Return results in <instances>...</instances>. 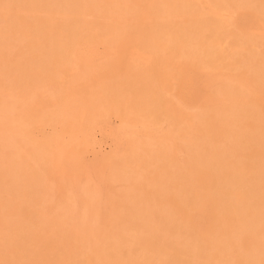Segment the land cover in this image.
Wrapping results in <instances>:
<instances>
[{
	"label": "bare ground",
	"instance_id": "6f19581e",
	"mask_svg": "<svg viewBox=\"0 0 264 264\" xmlns=\"http://www.w3.org/2000/svg\"><path fill=\"white\" fill-rule=\"evenodd\" d=\"M209 1L217 10L249 12L256 20V31L245 35L238 23L232 26L212 20L202 11L196 19L191 7L179 3L173 5L174 15L163 17L160 12L165 11L164 5L150 4L158 19L150 15L156 22L155 28L151 23L153 35L145 34L148 38L142 44L144 39H137L139 50L134 62L139 60L140 66L129 74L120 72L124 63L119 57L118 64L113 63L120 70L116 71L117 80L110 75L106 79L107 69L104 76L97 69L79 71L74 48L82 40L105 41L112 36L117 43L121 39L124 42L132 26L122 28L127 26L125 13L122 18L117 15L123 0H0V17L6 22L0 38L19 31V37L8 45L0 44L1 72L10 76L14 93L10 101H0V116L5 112L12 115V127L19 129L0 138V264H233L231 244L240 247L241 264H264V101L259 97L238 87L221 88L215 93L233 97V102L218 114L220 118L240 117L232 130L200 125L197 131H190L177 125L176 136L185 146L194 171L174 163L170 148L137 142L129 150L128 163L147 166L150 171L118 172L114 180L120 182V188L106 195L107 202L90 181L75 188L53 178L44 147L30 143V127L36 123L56 121L67 128L87 118L89 114L83 116L81 103L94 112L99 105L101 111L109 106L119 111L124 105L134 107L144 102L143 107H137L143 117L138 115L135 121L139 117L154 120L163 111L158 82L181 78L185 70L194 74V67L202 68L203 64L204 68L215 57H223L229 45L244 46V52L236 53L235 62L229 66L245 70L249 83L264 92V0ZM97 7L102 8L100 13ZM104 7L118 18L102 16ZM159 20L164 34L157 32ZM137 21L135 28H140ZM109 22L126 30L119 29L123 37L114 31L118 26L112 29ZM190 28L193 43L201 40L202 48L189 46ZM232 28L235 31L230 33ZM61 34L65 43L57 42ZM162 41L178 43L182 62L174 68L159 62L162 66L155 72L154 59H161L162 54L154 47ZM116 42L113 45L117 46ZM22 43L27 44L26 50ZM18 50L22 52L19 56ZM30 57L34 61L29 62ZM69 71L79 79L75 74L68 80L65 74ZM90 78L94 79L92 83ZM60 80L65 89L54 97H45L41 89ZM78 85L82 88L80 98L74 93ZM212 109L205 104L199 112L203 116ZM198 199L209 200L208 228L203 234L176 214L179 209L190 212Z\"/></svg>",
	"mask_w": 264,
	"mask_h": 264
},
{
	"label": "rangeland",
	"instance_id": "374dc122",
	"mask_svg": "<svg viewBox=\"0 0 264 264\" xmlns=\"http://www.w3.org/2000/svg\"><path fill=\"white\" fill-rule=\"evenodd\" d=\"M258 1L260 0H247V2L245 3H257ZM153 3L164 5L165 11L162 10L160 12L163 17L166 16V14L174 15L175 7L173 5L179 3L187 6L186 8L191 7L192 16H196V19L199 18V11H202L208 18L212 20H222L232 26H234L235 23H238L239 28L245 35H249L256 31V20L249 12L241 10H217L211 5L209 0H123L121 6H123V8L125 7V11H122L123 8H119L120 11L117 10L116 12L117 15L120 13L118 15L120 17L124 13L126 14H124L123 18H126L127 20L124 19L123 21L127 22L128 24L124 23V25L127 26L122 28L128 29L132 26V30L126 29L128 33L126 32L125 34L124 42L121 39L122 41L120 40V42L117 43L116 38H114L115 40L112 39L113 36L112 38L110 37L105 40L107 43L105 41H101L100 39H94L93 41H79L74 48V59L78 64V69L80 68L79 71L81 69H84V71L85 69L91 71H95L97 69V71L99 70V73L102 76H104L105 73L106 79L107 75H110V79L115 77L118 80V72L116 71L120 70H118V67L116 68L114 64H118V62L120 61L119 57L124 58H122L120 61V63H124L123 65L121 64L122 68L124 66V70L120 72H124L125 74H127L128 72L129 74V71L133 70L134 68H138L140 66V61L138 60L137 62H134L136 59L135 54L137 50H139V45L136 44H139L141 38L144 39L141 40V44L143 42L145 43L147 38L153 35L150 33L153 32L152 27L155 26L156 22L154 20L152 21V18L154 17L155 20L158 19V16L156 18V16L154 15L155 12L151 11L152 9L149 7L151 6L150 4ZM136 6L139 8V10L136 9ZM132 8L136 10H133ZM98 9L99 8L97 7V10ZM100 10H102V8L98 10L99 13L101 12ZM195 10H198L197 13L195 12ZM102 12H104L103 14L101 13L102 16H106L107 14L106 17L111 18V20L118 18V16L114 18V16L116 15L113 14L115 13L114 11L108 10L107 13V8L105 7L103 8ZM128 12H131L130 15ZM136 13L137 15H135ZM131 14L134 15L131 17ZM150 15H152L153 17H149ZM50 16L53 17L52 13L50 14ZM137 16L138 19L140 18L139 20L135 18ZM53 21H55L56 24V20L53 19ZM135 21L139 22L138 26L141 25L140 28H135L137 27V23ZM160 22L161 21L159 20V23ZM144 23H146L145 25L148 26V29L146 28L147 26H144L145 29L143 32V28L141 29V27H143ZM151 23L153 26L151 25ZM159 23L157 25V32H159L160 34H164V30L160 29L162 28V22L160 23V25ZM111 25H113L112 29L115 28L114 26H118V28L114 30L115 32H117L116 34H120L125 30H122L120 25H114L113 23ZM107 26L110 27L109 24H107ZM4 27L6 28V22L3 18L0 17V31L4 30ZM109 27H107L108 29H106L110 31L111 29H109ZM119 29L122 31H120ZM130 30L131 34L129 32ZM145 30L147 32H145ZM187 31H189V33L187 34H189L191 41H189V46L191 45V47L193 46L195 48H198V46L200 45V47L202 48L203 46L201 44H203V42H201V40L198 41L197 39V44L193 43L195 41L194 36L191 34V32H193L192 28L188 29ZM234 31L235 29L232 28L230 30V33H233ZM124 33L125 32H123L122 34L124 35ZM137 33L139 34V36ZM18 34V30H16L15 32L12 31L11 33H7L5 36L0 38V44H3L2 42H4V44L8 45L10 41H13L16 37H19ZM116 34H114V37ZM145 34H149V36H144ZM116 37H119V35H116ZM121 37L123 36L121 35ZM118 39L119 38H117V40ZM137 39H139V42L137 41ZM58 40H60L57 41L58 43H62V41L65 43L64 34H61ZM114 42L117 43V46L113 45ZM110 44L116 47V49L113 48ZM21 46L24 48V50L27 49L26 43H22ZM154 48L158 52L160 48V52L162 55H160L161 59H154L157 64L153 65V71H155V68L159 69L162 64L164 65V62L166 64L168 63L167 65H170L171 67H175L179 62H182L181 49L178 43L162 41L160 43H157ZM242 52H244L243 45H237L235 46V48L229 45L225 48L223 57H215L207 66H204V68L202 64L203 62H200L202 64V68H199L197 66L194 67V74L191 70H185L181 78L158 82V88L162 92L161 95L163 96V111L154 120L144 121L143 118L139 117V119L135 121L138 115H141L143 117L142 112L138 110V108H140L139 106L143 107L142 103L144 102L138 103L139 106L134 107L124 105L119 111L112 110V106H109L110 108L107 107L109 108L108 110L104 109L101 111L102 108H100L101 106L99 105L97 107L99 109H94L95 113L88 110V105L85 106L84 103H81L82 106L85 107H81L80 104V107L83 109V111L81 109V112L84 113L83 116H88V112L90 117L88 116L87 118L85 117L83 119H79V121L77 120L78 123L76 122L75 126L67 128L56 121L36 123L32 127H30V143L39 144L44 147V151L47 155L53 173V178H56L57 180L69 184L75 188H78L83 183L90 181L97 188V191L100 193L103 202H105V200L107 202L106 195L110 191L116 192L117 190H119L118 188H120L121 184L120 182L118 183L114 180L118 172L125 171L126 173L133 174L136 172H143L145 174L149 173L150 169L147 166L132 162L128 163L127 156L129 150L137 146V142L158 144L170 148V156L174 163L181 165L185 169L187 168L190 171H194V165L189 160L185 146L179 141V138L177 137V125L188 127L190 131H197L201 128L200 125H205L207 129L220 128L225 131L234 129V127L237 125L238 120L240 119L239 116L226 115L225 118H220L218 116V114L220 113V109H222L223 107H227L230 102H233V97L231 94L215 95V93L221 88L238 87L247 91V93H249L252 97H259L264 101V92L257 90L249 83L246 71L238 68L235 65H233L232 67L229 66V64H233L235 62V54ZM261 52L264 57V45L261 47ZM17 53V56H19L22 52L18 50ZM30 58L31 59L29 60V62L34 61L32 57ZM159 62H161L162 64H160ZM99 67L104 68L102 69L103 71H101V68ZM2 68V64H0V101L8 102L10 101V98L13 97L14 93L10 90L11 78L8 73L5 74V71L1 72ZM105 69H107V71H111L107 72L105 71ZM97 71L96 74H99L97 73ZM2 73H4V75ZM124 73L122 74L124 75ZM75 74L76 73L73 74L69 71V73L65 74V77L69 80L70 78H73ZM100 74L97 76H100L102 78ZM77 76L79 77V75L77 74L76 77H74L78 80L79 78H77ZM152 76H155L154 72ZM119 77L121 76L119 75ZM109 78L108 81H110ZM88 80L91 83L94 81V79L92 78ZM99 81H101L102 83L105 82L103 81V79H100ZM65 87L66 85L64 81L60 80L59 82H55L47 85L46 87H43L41 91L43 92V95L45 97L50 98L58 95V93L62 92ZM77 87L74 89L75 92H73L75 93L76 97L78 96L77 98H80L82 96V93H79L81 94L79 95L78 92H82V88L80 87V85H78ZM205 104H210L211 108L213 109L202 116L199 110L200 107L204 106ZM134 108H136L135 110L140 111L139 114L135 113ZM82 113L80 115H82ZM2 115L3 116H0V138L4 137L5 139V137L9 136L11 132L14 133L15 131H19V129L12 127L14 122V117L12 115L6 114V112ZM3 120L5 122H3ZM21 130L22 129L20 128V132ZM20 132L16 134H19ZM190 139L191 137L188 138L187 142ZM183 140L185 141L184 138ZM194 191L197 192L196 189H194ZM176 214L181 220L193 223L198 227V233L203 234L207 231L208 228L207 218L210 215L209 200H199L197 204L191 207L190 212H185L179 209ZM78 219V216H76L77 221ZM262 232L264 233V228L262 229ZM262 241L264 243V236ZM229 247V253L232 259V263L241 264L240 247L236 244H231Z\"/></svg>",
	"mask_w": 264,
	"mask_h": 264
}]
</instances>
